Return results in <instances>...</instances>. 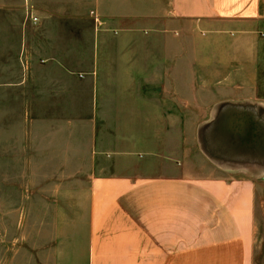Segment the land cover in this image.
I'll return each mask as SVG.
<instances>
[{
    "label": "crops",
    "instance_id": "0c3cea01",
    "mask_svg": "<svg viewBox=\"0 0 264 264\" xmlns=\"http://www.w3.org/2000/svg\"><path fill=\"white\" fill-rule=\"evenodd\" d=\"M91 4L83 13L91 34L52 28L46 49L36 39L37 68L49 76L46 114L29 130L34 155H55L88 179L87 264H264L255 244L264 211V100L255 98L264 0ZM159 160L167 169L154 176L132 165ZM44 236L30 237L29 264L67 263L68 247Z\"/></svg>",
    "mask_w": 264,
    "mask_h": 264
},
{
    "label": "rangeland",
    "instance_id": "374dc122",
    "mask_svg": "<svg viewBox=\"0 0 264 264\" xmlns=\"http://www.w3.org/2000/svg\"><path fill=\"white\" fill-rule=\"evenodd\" d=\"M91 3L92 0H0V264H19L20 243L27 252L23 264H29L30 237L36 244L45 233L54 244L61 246L63 242L64 248L68 247L64 264H87L88 179L79 170L60 168L63 164L55 155L47 162L45 157L34 155L29 130L32 118L46 114L45 99L40 96L45 94L49 76L43 68H37L44 59L36 57V39L46 49L44 34L52 28L71 36L91 34V24L83 17ZM257 35L255 98L263 101L264 18ZM86 45L85 41L71 42V47ZM186 118L182 117L183 126ZM252 118L248 117L251 128H257ZM238 142L237 136L231 140L234 153ZM189 155L195 158L194 152ZM39 165L43 168L39 169ZM132 165L138 169L136 173L144 176L162 174L167 169L160 160L142 167ZM262 215L255 235L258 260L264 249V211Z\"/></svg>",
    "mask_w": 264,
    "mask_h": 264
}]
</instances>
